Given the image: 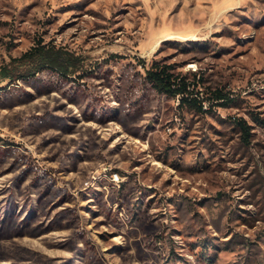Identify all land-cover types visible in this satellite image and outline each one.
Instances as JSON below:
<instances>
[{
  "label": "rangeland",
  "instance_id": "374dc122",
  "mask_svg": "<svg viewBox=\"0 0 264 264\" xmlns=\"http://www.w3.org/2000/svg\"><path fill=\"white\" fill-rule=\"evenodd\" d=\"M153 63L232 100L181 106ZM255 115L264 0H0V264H264Z\"/></svg>",
  "mask_w": 264,
  "mask_h": 264
},
{
  "label": "trees",
  "instance_id": "16d2710c",
  "mask_svg": "<svg viewBox=\"0 0 264 264\" xmlns=\"http://www.w3.org/2000/svg\"><path fill=\"white\" fill-rule=\"evenodd\" d=\"M22 59L35 61L39 59L41 70L43 67H50L55 70L58 74L67 76L72 68L75 66L74 60L64 61L60 56L53 55V50L44 44L39 43L38 45L32 46L26 51ZM35 74V71L31 72ZM193 77L190 79L187 76L176 74L172 71L170 64L153 63L145 72V80L159 93H163L168 96H178V102L181 106H187L190 109L196 111H204L203 102L210 100L217 105H226L232 99L231 97L223 92L221 89H213L211 91V98L200 97L198 86L200 85V78H196L197 72H193ZM215 100V101H213ZM219 100V101H218ZM255 120L259 124L264 126V117L259 115L254 116ZM234 122L242 131V139L245 142L249 141L250 137V126L243 118L235 119Z\"/></svg>",
  "mask_w": 264,
  "mask_h": 264
}]
</instances>
